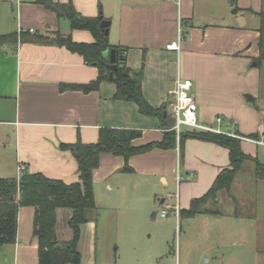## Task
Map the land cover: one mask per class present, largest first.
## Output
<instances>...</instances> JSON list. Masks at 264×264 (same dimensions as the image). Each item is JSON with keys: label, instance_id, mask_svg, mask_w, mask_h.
Returning a JSON list of instances; mask_svg holds the SVG:
<instances>
[{"label": "crops", "instance_id": "1", "mask_svg": "<svg viewBox=\"0 0 264 264\" xmlns=\"http://www.w3.org/2000/svg\"><path fill=\"white\" fill-rule=\"evenodd\" d=\"M71 2L83 16L102 15L109 20L108 42L126 47V65L142 70L141 91L152 107L169 102L168 91L177 76L187 78L192 83L198 122L227 134L238 131L241 136L256 133L257 138H264V57L259 49L264 0ZM11 10V26L8 22L0 35L59 31L70 33L75 41H93L88 30L70 29L64 17L32 0H12ZM179 32V49H167ZM96 76L94 65L64 46L19 41L0 46V138L7 136L0 143L14 150L5 157L11 177L28 171L66 183L77 181L74 155L59 144L77 139L94 142L102 127L140 129L141 136L131 141L135 146L162 139L159 118L141 114L132 101L115 99V84L110 80L88 92L59 89L60 83L85 84ZM165 112L170 114L168 106ZM184 127L182 131L189 130ZM250 144L260 145L241 139L242 150L255 156ZM123 165L122 156L102 152L92 171L97 219L80 225L77 250L81 264H97L98 244L104 237L103 202L150 200L161 209L164 202H173L167 196L174 192H157L176 184L177 169L185 173L180 182L185 180L193 190L201 188L193 196L198 197L228 165V154L215 143L187 138L181 152L177 141L174 148H154L131 156L128 165L133 172L121 171ZM33 214L32 206L19 207L16 240L0 246V264H37ZM71 214L69 208L56 210L55 231L60 241L72 238ZM111 263L98 260V264Z\"/></svg>", "mask_w": 264, "mask_h": 264}, {"label": "trees", "instance_id": "2", "mask_svg": "<svg viewBox=\"0 0 264 264\" xmlns=\"http://www.w3.org/2000/svg\"><path fill=\"white\" fill-rule=\"evenodd\" d=\"M32 1L53 11L57 17L68 19L70 29L88 30L93 36V41H75L70 33L62 34L59 31L47 33L19 31L0 35V46L16 44L19 41L64 46L72 52L79 53L86 63L97 68V76L85 84L60 83L61 91L88 92L97 89L102 81L110 80L115 84V99L132 101L137 105L141 114L158 117L164 131L160 141L138 146L132 145L131 141L141 136L140 129L113 127L100 128L94 142L84 143L77 139L73 143L59 144V148L73 153L77 164L78 180L71 183L49 178L40 172L23 171L18 178L0 177V246L14 243L16 240L19 207L32 206L34 208L32 236L37 243V264H81V255L77 250L80 225L97 219L92 171L98 166L99 155L102 152L122 156L124 165L121 171L129 173L133 172V169L128 165V159L131 156L145 153L154 148H174L177 141L181 152L182 142L187 138L212 142L224 147L228 154V165L220 169L202 195L193 197L187 207L179 209L180 217H192L200 213H217L207 204L210 201L216 202L221 191L230 195L232 183L246 160L251 159L255 162L254 178L264 180V164L242 150L241 139L237 136L189 129L181 131L177 138L173 128L174 118L165 112L168 103L160 108H154L146 101L141 91L142 70L126 65V47L111 45L108 42L104 30L100 26L101 20L104 19L102 15L83 16L75 10L71 0L67 2ZM259 32V49L262 58L264 57V15H261ZM112 49L115 52L114 63L103 56L104 51ZM109 64H117V67L111 69ZM110 72L112 73L111 78H109ZM234 134L242 135L238 131H235ZM247 137L257 138V134H249ZM58 208H69L72 211L68 222L72 230V238L68 241H60L56 236L55 220Z\"/></svg>", "mask_w": 264, "mask_h": 264}, {"label": "rangeland", "instance_id": "3", "mask_svg": "<svg viewBox=\"0 0 264 264\" xmlns=\"http://www.w3.org/2000/svg\"><path fill=\"white\" fill-rule=\"evenodd\" d=\"M11 1L0 0V30L11 22ZM250 146L254 157L264 163V146ZM13 154L10 144L0 143V177H11L5 157ZM254 168L255 162L246 160L230 195L221 191L216 202L207 204L217 211L214 214L180 217L170 212L160 217L156 201L103 202L104 237L98 244L97 264L99 258L111 264H264V181L254 178ZM177 187L180 207L201 191L182 180L157 193L165 195ZM152 211L157 212L153 220Z\"/></svg>", "mask_w": 264, "mask_h": 264}, {"label": "built area", "instance_id": "4", "mask_svg": "<svg viewBox=\"0 0 264 264\" xmlns=\"http://www.w3.org/2000/svg\"><path fill=\"white\" fill-rule=\"evenodd\" d=\"M182 39V33L179 32L177 39L174 41H171L166 45L167 49L170 50H178L180 40ZM191 80L187 78H181L177 76L174 80L173 86L171 89H169L168 93L170 96L168 107L170 110L171 116L174 118V130L176 132V136L178 138L180 132L182 131V127L186 126L189 129H197V130H207V131H214L218 133H224L219 129H214L210 126L204 125L197 121L196 117V104L193 99V96L190 93L191 88ZM221 118L217 117L216 121H220ZM227 134V133H226ZM232 136H237L238 138L247 141L252 142L255 144L264 145V138H253V137H247V136H239L235 134H229ZM23 166H19V170H22ZM181 179V174L179 169L176 170V176H175V182L176 185H179ZM167 198L174 199L175 201H166L163 203L162 208L159 210V216L160 217H166L170 212H173L174 214L178 215L180 206H179V195H178V187L176 188V191L172 194H168Z\"/></svg>", "mask_w": 264, "mask_h": 264}, {"label": "water", "instance_id": "5", "mask_svg": "<svg viewBox=\"0 0 264 264\" xmlns=\"http://www.w3.org/2000/svg\"><path fill=\"white\" fill-rule=\"evenodd\" d=\"M109 23L110 22L107 19H102L100 22V26L104 30V34L106 36L108 35V32H109ZM103 56L105 59H108L111 63L115 62V52L113 49L104 51ZM109 67L111 69H115L117 67V64H109ZM111 77H112V73L110 72L109 78H111ZM246 97H248V96H246ZM153 215H155V211L152 212L151 219H153Z\"/></svg>", "mask_w": 264, "mask_h": 264}]
</instances>
